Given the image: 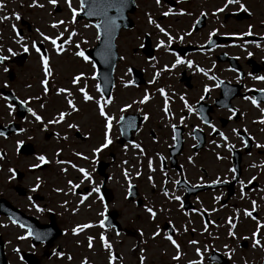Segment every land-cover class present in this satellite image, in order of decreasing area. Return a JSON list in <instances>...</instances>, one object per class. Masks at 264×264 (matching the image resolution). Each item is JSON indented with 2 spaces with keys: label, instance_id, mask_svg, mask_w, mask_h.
Returning <instances> with one entry per match:
<instances>
[{
  "label": "flooded vegetation",
  "instance_id": "af4514ba",
  "mask_svg": "<svg viewBox=\"0 0 264 264\" xmlns=\"http://www.w3.org/2000/svg\"><path fill=\"white\" fill-rule=\"evenodd\" d=\"M0 1L3 10L6 0ZM135 4L133 28L121 30L115 41L112 80L109 67L103 65L99 91L95 63L74 55L95 46L96 36L92 44L71 48V61L54 62L47 51L49 40L35 28L36 37H28L44 48L51 71L46 76L43 52L31 57L29 51L12 47L13 28L0 23V55L8 57L0 62V132L4 133L0 136V225L18 228L30 245L14 249L11 262L4 241L7 261L52 260L63 253V239L71 234L76 242L83 236L84 251L94 250L96 258L68 254L72 263L80 256L79 264H141L143 256V264H264V247L253 246L254 232L264 245V226L258 228L264 225V148L256 147L264 144V124L259 123L264 118V81L254 79L264 76V0H240L248 11L236 3L225 7L226 0H160L159 5L156 0H135ZM220 8L224 10L217 11ZM149 16L154 23H149ZM19 21L14 33L24 38V30L34 28H28L22 16ZM249 31L251 35H245ZM68 39L57 40V45ZM160 41L164 44L158 47ZM177 57L185 63L172 68ZM43 80L48 82L47 93ZM205 86L210 89L207 93ZM60 88L66 91L58 94ZM80 88L97 97L113 117L108 132L112 143L98 153L94 149L104 143L105 121L97 102L84 101ZM146 93L148 101L139 103ZM245 97L256 99L257 105ZM68 99L78 111L71 110ZM61 112L66 113L63 121L49 123L58 120ZM10 125L12 129H7ZM22 145L27 148L19 152ZM40 155L48 163L41 164ZM94 187L100 192H93ZM125 207L135 209V216L125 218ZM146 207L153 208L155 218ZM246 210L256 219L246 216ZM142 212L147 219H140ZM17 217L39 226L56 225L59 236L49 247L34 245L28 229L15 222ZM81 225L91 226L73 233ZM154 232L159 235L153 237ZM101 235L113 242L111 249L104 248ZM169 235L179 252L166 239ZM177 255L179 259H173Z\"/></svg>",
  "mask_w": 264,
  "mask_h": 264
},
{
  "label": "snow or ice",
  "instance_id": "6c2138e0",
  "mask_svg": "<svg viewBox=\"0 0 264 264\" xmlns=\"http://www.w3.org/2000/svg\"><path fill=\"white\" fill-rule=\"evenodd\" d=\"M129 0H80V9L81 10H84L85 9V5L87 4L88 7H87V10L85 11V14L87 16H97L99 17L98 19V22L95 24V28L97 29V34H96V39H101V32H103L104 36L106 37V40H105V44L107 45V40H110L111 39V35H112V32L113 30L118 27L116 21L117 19H120L122 18V13H123V10L124 8L127 6ZM48 3L49 4H52L53 6L56 5L57 3V0H48ZM66 3L68 4V7L71 9V12H72V16L75 17L77 15V10L72 8V5H71V0H66ZM156 3L159 5L160 3V0H156ZM233 3H236V4H240V0H226V4H225V7H227L228 4H233ZM33 5L34 6H38V7H43V5L41 4H36V0H33ZM0 7H3L2 5H0ZM240 7L243 8L244 11H248V9L246 7H244L242 4H240ZM111 10H114L116 15L115 16H110L109 15V11ZM224 8H220V9H217V11H223ZM163 15L167 16L169 15V12H165L163 13ZM203 15V13H202ZM9 17L5 16L3 17V19H8ZM15 19L19 20L20 19V16L18 14L15 15ZM64 22L63 21H57L56 23H54L52 25L53 28L57 27L58 24H63ZM149 23H154V21H152L151 17L149 16ZM160 32L164 33L165 36L168 37L169 40L172 39L171 36H169V34L165 31V29L161 28L158 24L155 25ZM85 28L89 27V25L85 24L84 25ZM13 28V31L16 32V28H15V25L12 26ZM17 36H19L18 33H16ZM214 34V33H213ZM41 35L43 36V39L44 40H49L50 38L48 36H45L43 35V33H41ZM73 35H76L75 32H70L69 33V36H73ZM245 35H251V31H249L248 33H245ZM23 40V37H19V39H17V43L21 44V47L23 49L24 52H28L29 51V48L26 44H23L21 43V41ZM65 43H67L68 41L65 40L64 41ZM51 43L52 45H54L57 49L58 52H62L64 51L62 45H57V39H51ZM164 44V41H160V43L157 45L158 47L160 46H163ZM259 46V45H257ZM75 47L77 49H79V44H76ZM32 48L35 49V51L37 53H40L41 52V49L39 47L36 46L35 43L32 44ZM8 51L10 53H12V55H16V53L12 52V49H8ZM74 55L78 56V57H81L83 58V60L85 61H88L89 60V57L87 55H85V53L83 51H76L74 53ZM249 56L252 55V53H248ZM41 60L43 61V69H44V72H45V75H50L51 74V71L49 69V64H48V57L46 55H41ZM8 57L6 56H3V55H0V62H3L5 60H7ZM154 59V57H153ZM185 61L180 59L179 57H177L175 59V62L172 64V68H175L177 65H181V64H184ZM187 64H188V67H192L193 66V63L192 61H187ZM4 71L7 72L8 69L5 67L4 68ZM129 71H131V69H129ZM199 71H204L203 69H199ZM206 76L208 75L207 72L204 73ZM83 74H80V75H77L73 78L72 80V83L73 84H76L80 79H81V76ZM209 79H215V77H209ZM254 79H257V80H261V81H264V76H257V77H254ZM47 80H43L42 81V84L44 85V92L47 93L48 91V87H47ZM97 90L99 91V86H97ZM66 91V89L64 88H60L58 90V94L60 93H64ZM79 91L83 94V100L84 101H93V97L91 95H89L87 93V91L84 89V88H80ZM159 91L161 92V94H164V90L163 89H159ZM210 89L205 86L204 88V92L207 93L209 92ZM69 96H71V93L69 92L68 93ZM7 99V98H5ZM103 99V98H101ZM149 99V96L148 94L146 93L143 97V99H141L139 101V103L143 104L145 103L146 101H148ZM181 99L183 100L184 97H181ZM201 100L204 99L203 96H201L200 98ZM245 99H251V103L253 105H257V101L256 99L254 98H248V97H245ZM109 101H105V103H108ZM24 103H27V101H25ZM67 104L68 106L71 108V110L73 112L75 111H78V109L76 108L75 104L73 103V100L72 99H68L67 100ZM97 104H98V112H99V115L104 119L105 121V124H104V128H105V136H104V143H102L100 145V147H97L96 149H94L95 152H100L103 148H106L108 147L109 144L112 143V140L110 139L109 135H108V132L110 131L111 127H112V120H113V117L110 116V115H107L106 112H105V108H104V104L100 103L99 101H97ZM185 106L188 108V111L191 112L193 109L187 105V103L185 102ZM41 107H43V105H41ZM127 107H131V105H126L125 108ZM8 108L11 109L12 108V105L11 104H8ZM125 109L122 108L121 109V112H123ZM29 112H31L32 116L35 118L36 121L38 122H42V118L41 116L37 115V113L35 111H33L31 108L28 109ZM164 111L166 114H168V108H167V100H165V108H164ZM230 111H233V115H235V111L234 110H230ZM262 112H264V109L261 110ZM65 115L66 113L64 112H61L59 114V119L58 120H55V121H49V123H59L60 121H63L64 118H65ZM124 117L121 116L120 117V120H123ZM144 119L147 120L148 119V116L145 115L144 116ZM181 120H183V117H181ZM259 123L261 124H264V118L260 119ZM173 127H175V125H173ZM211 127V125H210ZM68 128H76V125L74 124H68ZM21 131H24V129H21ZM212 131H217L214 127L212 128ZM233 131L235 132L236 130L233 129ZM4 133L3 132H0V136H3ZM220 136L222 137V139H224L225 141L227 140V137L224 136L223 133H220ZM65 139H67V137H64ZM175 139V137H173ZM246 143V142H245ZM18 144H23V141H19ZM134 147H139V145H133ZM217 147H219V145H217ZM256 147L258 148H264V144H257ZM229 151H232V147L230 146L229 147ZM76 155H80V153H76ZM0 158H3V157H0ZM86 158V157H85ZM218 159H221L222 157H220L219 155L217 156ZM38 161L41 163V164H46L48 163V161L46 160L45 156L44 155H40L37 157ZM189 160L191 161V157L189 158ZM57 163H66L65 161H62V160H58ZM40 165L39 164H34L32 165V167H39ZM151 166V165H150ZM73 167H75V165H73ZM62 171H65V169H62ZM78 171H80L81 173H83V176L84 178L88 179L89 181L92 180V177L90 176V174L83 168H80L78 169ZM230 171H235V169H230ZM9 172L13 173V176H14V171L12 169H9ZM139 175V173H137ZM125 175H127V173L125 172ZM39 180V178H37ZM149 179L151 180V177H149ZM253 179H255V177H253ZM217 181H213L212 183H217ZM175 183H179V181H176ZM69 184H71V181H69ZM39 185H37L38 187ZM73 187H79V185H73ZM33 191L36 190V188H33L32 189ZM57 191H60V189H57ZM93 192H100V189L99 188H96L94 187L92 189ZM165 196H168L169 193L167 192V190L164 191L163 193ZM174 198L175 200L179 201L180 200V197L179 196H175V197H172ZM101 200L104 199L103 196L100 197ZM217 199H219L217 197ZM253 203V211L255 210V201L252 202ZM38 211H42V209H37ZM146 211L150 214V217L151 218H155L156 216V212L153 211V208L151 207H146ZM101 216L104 215V213H100ZM245 215L248 216V217H252L253 219H256V217H253L252 216V211H245ZM229 223H231V219L228 221ZM91 225H81V226H78V228H74L73 229V233H76L78 230H82L83 228H86V227H90ZM100 226L103 227V221L100 222ZM261 226H264V225H260L258 224V228L261 227ZM21 227H23V225H21ZM233 227H235V225H233ZM119 233H117L118 235ZM33 235V232L31 229H29L28 231V236H32ZM142 235V233H141ZM159 235L158 232H154L153 233V237ZM229 235H233L234 236V233L233 232H229ZM257 236V232H254L253 233V238H254V241H253V246L254 247H264V245H261V241L259 239H256L255 237ZM35 238L37 240H40L42 239V236L37 234L35 236ZM19 239H24V237H19ZM100 239L104 242L103 246L104 248L106 249H111V245L107 242L106 238L101 235ZM166 239L177 249V251L179 252V245L177 244V242L172 238L171 235L167 236ZM244 239H247V237H245ZM92 238L89 237L88 238V246L89 248L92 247ZM189 243H192V244H195L197 243V241H189ZM227 247V246H225ZM196 252L198 255H200V249L197 248L196 249ZM59 255H63L62 253H60ZM69 259H71V257H68ZM116 257L115 256H110V260H115ZM143 259L144 257L141 256L140 257V261H141V264H143ZM173 259H179V256H174ZM86 264V262H85ZM190 264H197L196 261H192L190 262Z\"/></svg>",
  "mask_w": 264,
  "mask_h": 264
},
{
  "label": "rangeland",
  "instance_id": "374dc122",
  "mask_svg": "<svg viewBox=\"0 0 264 264\" xmlns=\"http://www.w3.org/2000/svg\"><path fill=\"white\" fill-rule=\"evenodd\" d=\"M36 4H41L43 7H38L33 5V0H6V6L2 10L0 8V23H7L9 27L12 28L15 25V28H20V21L15 19V15L18 14L22 16L25 21L31 24L32 32L27 33L26 29L24 30V38L21 43L26 44L29 48V52L31 53V57H35L37 54L32 48V44L29 40L28 36H32V39L36 37V29L38 28L43 35L48 36L49 39V51H50V61L57 62V61H71L72 51L71 48H74L76 44H79L80 47H83L84 43L92 44L95 41L93 36V30L89 28H94L93 26L89 25L86 22L80 21L78 22L75 17L72 16L71 9L68 7L66 0H57V4L60 5L62 8L60 13L55 12V6L48 3V0H36ZM2 5V2L0 3ZM72 8L76 9L77 12L79 11V2L78 0H71ZM3 6V5H2ZM9 17L8 19H3V17ZM57 21H63V24H58L57 27L53 28L52 25ZM87 24L89 27L85 28L84 25ZM75 32L76 35L69 36L70 32ZM92 33H91V32ZM12 38L10 40V44L12 47H18L22 49L21 44L17 43V36L12 32ZM65 39L69 38L68 42L62 45L64 51L58 52L56 47L52 45L51 39ZM14 44V45H13ZM95 98L94 102L97 101V97ZM136 210L133 208L125 207L124 214L125 218H132L135 216ZM140 219H147V214L142 212L139 213ZM18 228L12 226H5L0 225V234L3 236L4 241L6 242L9 249V259L14 260L15 257L13 255V250L18 249H29L30 245L28 241L25 240V235L19 236V232L17 231ZM19 237H24V239H19ZM65 241V249L63 251V255L55 256L52 260L48 259L42 264H79L81 260L80 256L75 257V262L72 263V260L68 258V254H78L82 253L81 257L84 259V255L91 256L92 260H96L94 255V250L84 251L85 250V240L82 236L79 241H75L70 235H66L63 239ZM107 242L113 243L109 238ZM75 245V246H74ZM37 252V250H36ZM11 253V255H10ZM38 254V253H37ZM79 255V254H78ZM76 256V255H75ZM71 262V263H70ZM96 264V263H95ZM98 264V263H97Z\"/></svg>",
  "mask_w": 264,
  "mask_h": 264
},
{
  "label": "water",
  "instance_id": "95a60500",
  "mask_svg": "<svg viewBox=\"0 0 264 264\" xmlns=\"http://www.w3.org/2000/svg\"><path fill=\"white\" fill-rule=\"evenodd\" d=\"M88 5H85V9L84 11L81 13V17H85L90 21H98L99 17L97 16H87L85 14V11L87 10ZM134 2L133 0H129L127 6L124 8L123 13H122V18L117 19L116 23L118 25V27H116L114 31H116L118 28H131L132 24L131 21L128 17L129 13H132L134 11ZM109 15L110 16H115L116 13L114 10L109 11ZM113 32L111 35V39L107 40V45L105 44V40L106 37L104 36L103 32H101V39L99 41L98 46L93 50L88 52L87 54L91 56V58H93L98 65L101 64L100 59H109L111 56V52L114 51V37H113ZM102 52H105V57H102ZM112 58V57H111ZM44 237H47V233H44ZM0 264H6L5 259H3V255H2V244L0 243Z\"/></svg>",
  "mask_w": 264,
  "mask_h": 264
}]
</instances>
